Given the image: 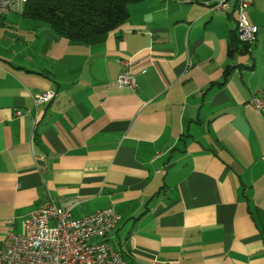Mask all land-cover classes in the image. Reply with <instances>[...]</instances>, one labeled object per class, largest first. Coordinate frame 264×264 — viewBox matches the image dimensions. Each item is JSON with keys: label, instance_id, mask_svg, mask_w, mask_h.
Returning a JSON list of instances; mask_svg holds the SVG:
<instances>
[{"label": "crops", "instance_id": "0c3cea01", "mask_svg": "<svg viewBox=\"0 0 264 264\" xmlns=\"http://www.w3.org/2000/svg\"><path fill=\"white\" fill-rule=\"evenodd\" d=\"M216 1L142 0L94 46L0 17V253L53 203L113 209L127 264H264V0H243L258 33L231 55L238 0Z\"/></svg>", "mask_w": 264, "mask_h": 264}, {"label": "built area", "instance_id": "2783aa9c", "mask_svg": "<svg viewBox=\"0 0 264 264\" xmlns=\"http://www.w3.org/2000/svg\"><path fill=\"white\" fill-rule=\"evenodd\" d=\"M26 0H0V17L20 11ZM228 0H218L209 5L213 11H224ZM236 36L250 47L256 42L258 27L246 18L247 3L237 1ZM120 88L134 89V76L128 64L117 77ZM52 98L49 92L35 99L42 104ZM258 110H263L261 99L253 100ZM20 116V112L16 113ZM120 220L111 208L101 209L82 218H73L69 209L53 203L28 212L22 221L21 231L7 234L0 253V264H127L119 252H111L107 236Z\"/></svg>", "mask_w": 264, "mask_h": 264}, {"label": "trees", "instance_id": "16d2710c", "mask_svg": "<svg viewBox=\"0 0 264 264\" xmlns=\"http://www.w3.org/2000/svg\"><path fill=\"white\" fill-rule=\"evenodd\" d=\"M141 1L26 0L20 14L25 20L45 25L58 38L94 46L103 43L109 33L127 21L128 6ZM236 42L237 36L231 41L230 55Z\"/></svg>", "mask_w": 264, "mask_h": 264}, {"label": "rangeland", "instance_id": "374dc122", "mask_svg": "<svg viewBox=\"0 0 264 264\" xmlns=\"http://www.w3.org/2000/svg\"><path fill=\"white\" fill-rule=\"evenodd\" d=\"M11 30L7 27V24L0 20V47L8 45V40L12 37Z\"/></svg>", "mask_w": 264, "mask_h": 264}]
</instances>
